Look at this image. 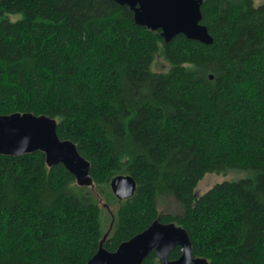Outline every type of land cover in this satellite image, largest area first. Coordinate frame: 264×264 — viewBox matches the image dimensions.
Listing matches in <instances>:
<instances>
[{"label": "trees", "instance_id": "trees-1", "mask_svg": "<svg viewBox=\"0 0 264 264\" xmlns=\"http://www.w3.org/2000/svg\"><path fill=\"white\" fill-rule=\"evenodd\" d=\"M202 13L212 43L167 41L115 0H0V113L56 118L95 182L41 150L0 154V264H87L106 232L115 250L158 217L209 264H264V0H203ZM232 170L245 174L195 193ZM118 174L137 188L117 201ZM99 193L117 202L106 230ZM165 197L181 211H162Z\"/></svg>", "mask_w": 264, "mask_h": 264}, {"label": "water", "instance_id": "water-1", "mask_svg": "<svg viewBox=\"0 0 264 264\" xmlns=\"http://www.w3.org/2000/svg\"><path fill=\"white\" fill-rule=\"evenodd\" d=\"M134 10L138 24L154 30L169 41L178 34L203 43H212L213 36L202 23L203 0H115ZM213 78V75H211ZM41 150L49 166L62 163L80 186L94 187L91 161L81 154L71 139L58 134V120L47 114L34 112L0 113V154L23 155ZM112 191L120 199L132 197L137 182L130 174H118L111 179ZM109 232L100 241L97 252L87 264H143L155 251L160 264H209L205 257L193 254L188 231L174 221L163 222L159 217L147 228L119 244L115 250L105 247ZM180 246L182 254L170 259V251Z\"/></svg>", "mask_w": 264, "mask_h": 264}, {"label": "rangeland", "instance_id": "rangeland-1", "mask_svg": "<svg viewBox=\"0 0 264 264\" xmlns=\"http://www.w3.org/2000/svg\"><path fill=\"white\" fill-rule=\"evenodd\" d=\"M258 1H261V0H258ZM5 17L11 19L12 21H16L22 17V13H10V14H6ZM1 18H2V16H0V20H1ZM162 64H163V66H162ZM156 66L159 68L160 67L162 68L166 65L164 64L163 61L162 62L160 61L157 63ZM243 174H245V172L240 171V170L239 171L232 170V171H228L226 173H224V172L223 173L209 172L204 176V178H202L199 181V183L195 189V193L197 195H202L208 189H210L215 183L224 181L226 179L240 177ZM98 196H99V199H100L102 206H104V208H106V213L104 214V217H103V229L106 230V227L108 226V223H109V211L111 209H114V206L117 205V202H116V200L112 201V202H116V203H113L110 205V207H108L106 205L108 203L107 198L103 197V195L100 193ZM118 199L119 198L117 197V201H118ZM159 207L162 209V211H171L173 213H177V212L181 211V207H180L179 203L172 197L163 198L159 203Z\"/></svg>", "mask_w": 264, "mask_h": 264}, {"label": "flooded vegetation", "instance_id": "flooded-vegetation-1", "mask_svg": "<svg viewBox=\"0 0 264 264\" xmlns=\"http://www.w3.org/2000/svg\"><path fill=\"white\" fill-rule=\"evenodd\" d=\"M158 258H159V257H158ZM160 263H161V261H160ZM160 263H159V264H160Z\"/></svg>", "mask_w": 264, "mask_h": 264}]
</instances>
